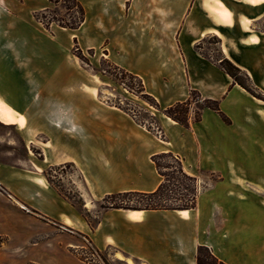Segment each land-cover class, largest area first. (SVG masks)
I'll return each instance as SVG.
<instances>
[{
  "label": "crops",
  "instance_id": "1",
  "mask_svg": "<svg viewBox=\"0 0 264 264\" xmlns=\"http://www.w3.org/2000/svg\"><path fill=\"white\" fill-rule=\"evenodd\" d=\"M93 1L98 40L83 46L142 78L162 104L196 93L218 101L231 123L207 107L196 121L191 106L189 127L162 119L165 139L153 145L131 115L83 87H26L38 75L24 64L28 38L56 42L33 20L48 4L0 0L8 20L0 22V105L21 117L5 125L21 132L25 153L0 160V264H97L79 256L86 244L78 233L122 264H197L200 246L225 264H264V108L221 67L229 60L264 93V0ZM211 37L218 61L206 52ZM37 136L45 138L39 158L29 151ZM164 152L204 181L194 209H103L92 227L44 173L74 165L81 206L92 211L109 194L155 191L162 177L151 158ZM205 174L216 178L206 183Z\"/></svg>",
  "mask_w": 264,
  "mask_h": 264
},
{
  "label": "rangeland",
  "instance_id": "2",
  "mask_svg": "<svg viewBox=\"0 0 264 264\" xmlns=\"http://www.w3.org/2000/svg\"><path fill=\"white\" fill-rule=\"evenodd\" d=\"M20 1L21 0H17V3ZM36 2H46L48 4V8H50L51 11L44 16H46V21L50 24V30L48 31L55 33L54 37L56 42H50L43 36L38 37V40H33L36 38H33L32 36L28 38L31 42L29 44L31 45L28 44V46L24 48V64L27 68L30 66V63L33 62V67L36 69L35 72H38V75H35L34 78L25 79V86H63L64 88L83 87L92 94L96 100L131 115L136 123L144 128L153 145L158 143L159 140L165 139V133L161 127V120L165 118L172 119L167 115L166 111L169 106L162 104L159 99L147 90L142 78H136L135 74L132 72L113 63L105 56V53L101 49L89 48L82 45L88 41L96 42L98 40V32L95 27L96 19L100 13L99 6L93 0H80L86 9L85 22H88L83 32H81L80 29L70 30L62 28L57 21H54L55 19H68V12L63 2L58 4L49 3L47 0H36ZM4 14L6 16L7 12L5 10L1 11L0 8V22L2 21V17L6 22L8 21L6 17L3 16ZM35 14L36 13L33 14V20L38 22L35 19ZM24 21L26 22V20ZM259 28L264 31V22ZM48 38H52L51 35L48 34ZM75 38L77 43L75 42ZM217 43L218 40L215 37L206 40V52L209 53L210 51L211 56L216 61L220 59V55L217 52ZM238 79L250 89L246 90L244 88L251 96L260 100L258 101V104L264 108L263 91L256 87V85L249 80L244 73L239 75ZM12 82L15 81L12 80ZM141 84L145 87V92L143 93H141ZM189 99H191V106L197 116L200 114V109L205 107V103L199 101V97L196 93H192ZM31 100L32 99L26 100V102H31ZM154 100H156L155 102L158 106L155 105ZM36 102H38V98ZM36 104L38 105L39 102ZM10 111L12 110L10 109ZM176 111L180 117L184 116L185 110L183 108H178ZM13 114L16 115L15 112H13ZM20 119L21 117L17 120ZM3 123H0V160L16 161L17 159H23L25 153L24 148L21 145V132L15 127L7 126L9 124L5 125V123ZM33 139L36 145H32L29 151L32 155L39 158L41 149L38 147L40 144L38 142L45 141V138L43 136H37ZM8 140L14 141V143L8 144ZM254 145H257V143H254ZM250 148L256 150L255 146ZM151 161L154 164L152 158ZM169 163V159H163L160 161V164L164 166ZM164 171L168 174H172V171L169 169H165ZM44 173L50 183L56 187L58 193L63 197L72 200L77 213L85 218L92 227H95L99 220V214L107 204L102 198L96 202L95 208H93L92 211H88L81 206L79 192L76 187L77 184L80 183L81 178L76 167L70 163L62 164L47 168ZM174 176L177 177V175ZM203 178L206 183H209L216 177L210 174H205L203 175ZM163 179L165 178H162V180ZM170 179L172 181L167 185H169V189H172V192H168L171 196L166 204L171 206L185 204L186 198L184 195L187 194L185 188L189 183L181 181V179L178 181L172 178ZM173 184L177 185L174 186ZM198 185L199 187L205 185L204 181L198 183ZM130 204L139 205L144 203L133 201L130 202ZM76 236L86 244L83 252H81L84 257L95 259L94 262L97 264H122L120 261L112 258L114 250L107 249L106 251H100L103 260L102 258H99L96 251L84 235L78 233Z\"/></svg>",
  "mask_w": 264,
  "mask_h": 264
},
{
  "label": "trees",
  "instance_id": "3",
  "mask_svg": "<svg viewBox=\"0 0 264 264\" xmlns=\"http://www.w3.org/2000/svg\"><path fill=\"white\" fill-rule=\"evenodd\" d=\"M53 4H58L63 2L65 4V8L68 12V19L57 20L58 24L65 29L70 30H78L86 21V9L80 0H49ZM50 8H46L44 10L36 12L35 19L43 25V27L47 30H50V24L46 21V13L50 12ZM75 42L76 38H75ZM221 67L234 79V81L239 84L241 87L246 90H250L243 82L239 81L238 76L243 74L244 72L237 67L235 64L230 62L227 59L221 61ZM244 75L250 80V78L244 73ZM136 78H140L135 75ZM142 83V82H141ZM141 93L145 92V87L141 84ZM198 96V95H197ZM156 100H154L155 102ZM205 107L215 111L221 119L230 124L231 120L228 116H226L222 110L220 109L219 102L213 100H205ZM191 99H188L185 102H178L174 105H171L167 108V115L171 117L173 120L178 122L184 127H189V110L191 107ZM155 105L158 104L155 102ZM178 108H183L185 110L184 116L180 117L178 112L176 111ZM201 119V115H195V120L199 121ZM163 159H169L170 163L166 166L160 164V161ZM155 168L162 180L159 187L153 192H139V191H128V192H118L106 195L103 200L107 204L104 206V209H128V210H186V209H194L197 203V197L199 193V185L198 179L195 176L188 174L184 170L182 160L174 155L172 152H164L160 154H156L152 157ZM169 169L172 171V174L166 173L164 170ZM174 175H177L174 176ZM185 181L189 183V185L185 188L187 194L184 195L186 198V203L178 206H171L166 204L171 195L168 194L169 191L172 192V189H169L168 183H171V179ZM176 186L177 184H173ZM137 201L139 203L143 202L144 204L139 205H131L130 202ZM91 246L96 251L99 258H102L100 251L95 248L91 241H89ZM3 244V239L0 238V247ZM83 252V251H82ZM79 256L83 260H87L90 262H94L92 259L88 257H84L80 252H78ZM103 259V258H102ZM104 260V259H103ZM197 264H225L223 261H220L216 258L213 253L205 246H200L198 248L197 253Z\"/></svg>",
  "mask_w": 264,
  "mask_h": 264
},
{
  "label": "bare ground",
  "instance_id": "4",
  "mask_svg": "<svg viewBox=\"0 0 264 264\" xmlns=\"http://www.w3.org/2000/svg\"><path fill=\"white\" fill-rule=\"evenodd\" d=\"M18 117L13 114L12 111L8 108H4L2 105H0V120L4 122L5 124H11L16 122ZM118 257L121 259L122 256L118 255Z\"/></svg>",
  "mask_w": 264,
  "mask_h": 264
},
{
  "label": "built area",
  "instance_id": "5",
  "mask_svg": "<svg viewBox=\"0 0 264 264\" xmlns=\"http://www.w3.org/2000/svg\"><path fill=\"white\" fill-rule=\"evenodd\" d=\"M93 261H95V259H92Z\"/></svg>",
  "mask_w": 264,
  "mask_h": 264
}]
</instances>
